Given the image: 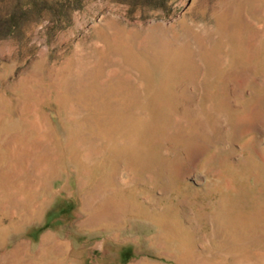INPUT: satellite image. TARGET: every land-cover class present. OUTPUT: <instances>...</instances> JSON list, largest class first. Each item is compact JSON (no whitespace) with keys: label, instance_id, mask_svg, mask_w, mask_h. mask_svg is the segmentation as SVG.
Returning a JSON list of instances; mask_svg holds the SVG:
<instances>
[{"label":"rangeland","instance_id":"obj_1","mask_svg":"<svg viewBox=\"0 0 264 264\" xmlns=\"http://www.w3.org/2000/svg\"><path fill=\"white\" fill-rule=\"evenodd\" d=\"M45 4L0 38V264H264V0Z\"/></svg>","mask_w":264,"mask_h":264},{"label":"bare ground","instance_id":"obj_2","mask_svg":"<svg viewBox=\"0 0 264 264\" xmlns=\"http://www.w3.org/2000/svg\"><path fill=\"white\" fill-rule=\"evenodd\" d=\"M84 80V79H83ZM89 81V80H88ZM86 82V81H85ZM120 89V88H119ZM115 90V89H114ZM115 92V91H114ZM119 92V91H118ZM95 93V92H94ZM116 96V95H115ZM95 97V96H94ZM93 97V98H94ZM124 101V100H123ZM93 103V102H92ZM115 108V107H114ZM120 108V107H117ZM115 110V109H114ZM124 110V109H123ZM121 111V110H120ZM116 115V114H115ZM121 115V114H120ZM124 115V114H122ZM12 128H16V124L17 123H10ZM95 126L99 125L98 123H93ZM102 124V123H101ZM27 128L29 130H36L38 132H43L45 129L43 128L42 124H37V123H26ZM93 126V125H92ZM101 126V125H100ZM45 127V126H44ZM129 128V123H123V129L126 131ZM101 129V128H100ZM122 129V127H121ZM129 141V140H128ZM3 148H4V158L7 161V163H13L14 161L18 162L20 157H24V156H30V154L32 153L34 147H32L31 145H25V146H20L18 138H17V132H14L13 135L11 136H6L4 139V143H3ZM36 151V150H35ZM32 158V156H31ZM30 159L27 158V161H29ZM32 160V159H31ZM30 163V162H29ZM28 163V164H29ZM31 164V163H30ZM28 167V166H26ZM46 236H44L42 238V241H45ZM17 246V245H16ZM12 251V250H11Z\"/></svg>","mask_w":264,"mask_h":264},{"label":"trees","instance_id":"obj_3","mask_svg":"<svg viewBox=\"0 0 264 264\" xmlns=\"http://www.w3.org/2000/svg\"><path fill=\"white\" fill-rule=\"evenodd\" d=\"M45 5V0H30L28 4L20 6L18 11L12 10L8 12V15H0V38L7 36L8 32H11L14 28H18L20 26L19 19L22 14L29 13L37 7L42 8ZM1 9L2 8L0 7V10Z\"/></svg>","mask_w":264,"mask_h":264}]
</instances>
